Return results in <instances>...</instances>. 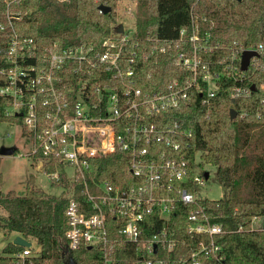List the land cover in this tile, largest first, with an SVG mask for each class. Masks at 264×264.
Returning a JSON list of instances; mask_svg holds the SVG:
<instances>
[{
    "label": "built area",
    "instance_id": "built-area-1",
    "mask_svg": "<svg viewBox=\"0 0 264 264\" xmlns=\"http://www.w3.org/2000/svg\"><path fill=\"white\" fill-rule=\"evenodd\" d=\"M5 17L7 21L0 20V31L10 35L8 66L2 70L8 81L0 86V96L10 99L6 115L25 120L26 134L20 125L32 142L28 155L35 169L44 172L53 185L62 186L69 198L65 208L68 247H94L102 252L104 264H122L131 251L129 245L134 246L131 264H230L216 240L225 229L211 221L196 195L206 178L191 174L181 151L180 124L163 122V112L196 93L203 104L212 106L221 80L230 81L228 90L234 99L249 94L255 89L248 84L247 71L257 76L264 71V45L234 44L229 55L213 65L199 51L198 20L193 17V51L189 54L183 49L175 60L186 74L170 79L164 90L144 91L138 85L136 51L125 54L136 25L131 35L123 24V32L105 39L102 50L87 45L61 48L56 43L42 49L33 37L19 35L9 9ZM171 48V44H158L144 58ZM245 50L255 55L243 70ZM101 68L106 76L93 82L95 71ZM256 89L263 95L264 106V79ZM154 116L157 122L151 120ZM258 116L264 120V109ZM117 152L128 158L136 184L122 187L100 178V158ZM191 185L195 192L188 189ZM180 202L196 205L188 215L187 233L209 238L197 241L188 255L174 257L172 252L181 239L168 223ZM155 214L164 224L146 237L144 230L154 223ZM251 227L264 231V215L253 216ZM31 242L30 247L6 255L10 264H52L43 260Z\"/></svg>",
    "mask_w": 264,
    "mask_h": 264
},
{
    "label": "trees",
    "instance_id": "trees-1",
    "mask_svg": "<svg viewBox=\"0 0 264 264\" xmlns=\"http://www.w3.org/2000/svg\"><path fill=\"white\" fill-rule=\"evenodd\" d=\"M118 0H0V20H6L8 9L13 25L20 36L33 37L42 49L57 44L61 48L78 45L103 49V41L116 32ZM136 32L125 45V54L138 55L136 73L138 85L144 91L164 90L167 82L186 74L176 64L178 52L193 51L190 38L193 34V17L198 20L200 53L213 65L228 56L234 44L244 47L264 45V0H136ZM100 4L111 6L102 12ZM182 30L184 33L182 34ZM10 35L0 31V86L7 83L6 49ZM171 44L167 53L144 58V54L158 44ZM203 47L211 48L205 51ZM248 84L259 86L264 71L258 76L249 69ZM90 74V73H89ZM105 75L98 69L92 81ZM91 76V74L89 75ZM96 84V83H95ZM220 88L212 99V106L202 103L199 93L177 108L163 112L164 120L180 124L183 132L182 149L190 163L192 175L205 177V164L215 167L216 178L225 189L220 199H199L214 223H220L224 232L216 236L230 264H264V231L251 227L255 215H264V120L258 116L263 110L259 89L249 94L231 96L230 81H220ZM253 89V88H252ZM10 102L0 96V121H17L23 126V117L6 115ZM238 115L231 119L230 108ZM152 121H158L154 116ZM100 178L113 184L128 187L137 183L129 169L128 158L122 152L100 158ZM210 173V172H209ZM210 177V176H209ZM0 173V227L13 239L22 235L35 241L36 250L43 260L52 264H66L72 257L77 264H104L103 254L94 247L71 250L66 239L65 208L67 194H51L42 188L28 185L25 192L1 189ZM195 192L193 185L188 186ZM195 204L180 202L168 223L170 230L181 239L172 256L188 255L197 241L208 235L191 236L186 231L188 215ZM154 223L146 225V237L158 231L164 220L155 214ZM114 221L110 224L113 225ZM11 239V240H13ZM125 255L122 264H131L134 246ZM23 246L10 241L0 252V262L10 264L7 254ZM127 248V245H126Z\"/></svg>",
    "mask_w": 264,
    "mask_h": 264
},
{
    "label": "rangeland",
    "instance_id": "rangeland-1",
    "mask_svg": "<svg viewBox=\"0 0 264 264\" xmlns=\"http://www.w3.org/2000/svg\"><path fill=\"white\" fill-rule=\"evenodd\" d=\"M140 6L136 0H118L116 13L118 24H125V28L132 35L135 32L136 10ZM10 133V136L7 134ZM15 147L13 154L0 153V173L2 175L1 189L5 192L13 190L17 193L25 192L28 185L42 188L51 194H60L62 186L53 185L50 178L42 171L36 170L31 157L28 155L32 142L22 134V126L9 120L0 121V149L2 147ZM205 170L210 177L200 184L196 195L200 199H220L225 196V189L219 183L215 174V167L205 164ZM1 212V210H0ZM13 239L6 236L0 227V252L2 248ZM34 246H37L33 241Z\"/></svg>",
    "mask_w": 264,
    "mask_h": 264
},
{
    "label": "water",
    "instance_id": "water-1",
    "mask_svg": "<svg viewBox=\"0 0 264 264\" xmlns=\"http://www.w3.org/2000/svg\"><path fill=\"white\" fill-rule=\"evenodd\" d=\"M99 9L102 11V12H109L111 10V6H107L105 4H100L99 5ZM116 31L117 32H123V23H120L117 25L116 27ZM255 55V53L251 50H245L243 52V55H242V69L243 70H246L248 65H249V60L250 58ZM255 84L252 85V88L255 89ZM237 109L232 107L230 108V117L231 119H234L236 116H237ZM16 148L15 147H2L0 149V153L1 154H13L15 152ZM205 178L207 179L209 177V171L206 170L205 172ZM13 243L14 244H17V245H21V246H28L30 247L32 242L31 240H28L27 238H25L24 236L22 235H16L13 239ZM66 264H77L76 261L70 257L68 262Z\"/></svg>",
    "mask_w": 264,
    "mask_h": 264
}]
</instances>
